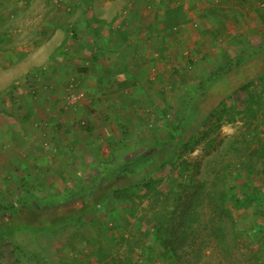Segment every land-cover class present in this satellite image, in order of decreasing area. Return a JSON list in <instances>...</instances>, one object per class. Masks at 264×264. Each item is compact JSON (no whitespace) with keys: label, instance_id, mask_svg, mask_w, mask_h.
Here are the masks:
<instances>
[{"label":"rangeland","instance_id":"obj_1","mask_svg":"<svg viewBox=\"0 0 264 264\" xmlns=\"http://www.w3.org/2000/svg\"><path fill=\"white\" fill-rule=\"evenodd\" d=\"M263 48L264 0H0V264H150L160 229L182 264H264L234 208L264 196V75L208 90Z\"/></svg>","mask_w":264,"mask_h":264},{"label":"trees","instance_id":"obj_2","mask_svg":"<svg viewBox=\"0 0 264 264\" xmlns=\"http://www.w3.org/2000/svg\"><path fill=\"white\" fill-rule=\"evenodd\" d=\"M251 59H243L239 61L236 65H232L231 68L224 70L221 74L216 75L213 79H210V83L208 86V90H210L211 94H217L219 93L221 96L226 98L228 95L231 94L233 90L237 88V86H240L245 82V79H247L250 76L259 77L264 75V48L261 49V51L257 52L253 56L250 57ZM234 66V67H233ZM223 81V83H222ZM220 85H224L221 87H226L222 89L219 87ZM219 87V88H218ZM199 103L195 104L193 106V109L191 111V115H197L201 112L199 109ZM190 116L189 119L184 123V125L187 128V133L185 137L177 138V140L174 143V146L172 149H165L164 152L160 153L156 159H154L151 163H149L146 166V172L143 173V171L138 175H143L138 182L144 183L145 177L152 175L156 170L160 169L169 159L172 158L173 154H175L178 150L185 147V143L188 140V136L191 135L189 133H193V126H195V122L191 120L193 117ZM211 116V115H210ZM141 171V170H140ZM146 187H149V184L146 183ZM100 201L103 200L104 197H107L110 194V191L106 188L100 189ZM117 188L115 190H112L113 192H117ZM244 192V191H243ZM104 195V196H103ZM250 202H246L245 200L237 199V201L234 203V208L236 209H254L257 208L260 210L262 214H264V196H260L259 198L248 196ZM42 202H38L37 199H33L30 195H24L22 196L17 202L15 203H9L4 206V211L6 215L8 216H17L22 213L23 208H27L29 210L35 211L37 209H41V211L44 209L45 205L43 206ZM46 208V207H45ZM51 208V207H49ZM2 214V213H1ZM0 214V236L3 234H7L10 229V227H18V223H10L8 224L7 221H5L6 218H2ZM1 218L3 220H1ZM17 221H20V219H17ZM194 221V220H193ZM186 226V225H184ZM163 231L160 229L158 233L155 235V244L153 247V254L154 257H151L150 264H182L183 260L181 259H190L192 257V253H184L181 255L177 249H175V245L179 243V240L176 239L175 233L172 235V237L166 235ZM14 232V231H13ZM11 234V233H8ZM177 235V233H176ZM175 241H173V239ZM174 242V243H173ZM174 245H171V244ZM187 244V243H184ZM254 256V255H253ZM257 256V254H255ZM254 256V258H255ZM259 261L261 260L262 254L258 255Z\"/></svg>","mask_w":264,"mask_h":264},{"label":"crops","instance_id":"obj_3","mask_svg":"<svg viewBox=\"0 0 264 264\" xmlns=\"http://www.w3.org/2000/svg\"><path fill=\"white\" fill-rule=\"evenodd\" d=\"M194 40H197V38H195ZM194 40L191 41V44H192V42H193Z\"/></svg>","mask_w":264,"mask_h":264}]
</instances>
